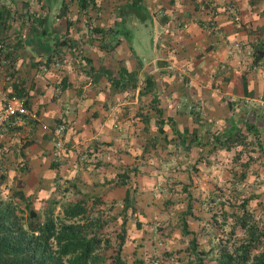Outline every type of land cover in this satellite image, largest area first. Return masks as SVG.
<instances>
[{
	"label": "crops",
	"instance_id": "1",
	"mask_svg": "<svg viewBox=\"0 0 264 264\" xmlns=\"http://www.w3.org/2000/svg\"><path fill=\"white\" fill-rule=\"evenodd\" d=\"M100 1L103 8L89 20L112 26L118 44L92 33L87 18L76 20L71 4L62 10L63 0H0V100L8 91L29 98L31 109L19 122L31 140L29 160L52 140H60L55 149L60 156L69 146L92 152L93 144L123 131L145 138L150 131L136 119L134 107L147 75L154 76L162 103L170 101L189 123L227 130L239 117L256 123L264 140V33L250 32L254 22L248 30L241 26L256 16L258 2L212 0L211 14L202 8L205 0ZM140 31L147 37L144 54L137 51ZM54 61L62 66L46 74L43 63ZM103 68L117 77L137 69V85L127 86L124 96ZM59 119L68 127L63 138L56 134ZM132 126H138L136 132Z\"/></svg>",
	"mask_w": 264,
	"mask_h": 264
},
{
	"label": "rangeland",
	"instance_id": "2",
	"mask_svg": "<svg viewBox=\"0 0 264 264\" xmlns=\"http://www.w3.org/2000/svg\"><path fill=\"white\" fill-rule=\"evenodd\" d=\"M137 33L142 38L137 51L144 54L143 42L147 37H142L145 32ZM244 51L251 54L252 49ZM20 120L15 127L7 123L0 126V209L7 212L9 225L30 230L33 227L28 223L29 208L16 195L21 185L31 195L30 207L38 211V223L47 209L57 217L62 215L68 201L88 199V209L103 224L99 228L92 224L89 228L97 227L108 241H102L94 251L101 261L88 260L87 264H113L119 259L118 253L124 264H193L191 260L196 255L202 256L205 263H212L216 255L214 244L218 241L216 234L223 235L221 227L228 229L234 223L229 213H233L242 199L247 201L255 222L264 230V150L255 144L253 149L251 143H245L241 148L231 146L212 151L209 145L194 143L189 151H184L170 143L166 149L140 158L134 165L142 140L138 135H127L123 131L125 127H121L123 133L118 138L104 140L107 144L103 145L102 154L86 156L84 162L79 161L83 158L78 154L81 148L69 146L64 150L66 154L55 155L56 166L50 164L48 156L38 155L39 150L31 155L34 171L29 174L25 171L29 161L25 142L29 137L24 136V128L20 129L23 126ZM63 123L62 138L68 129L66 122ZM136 127L132 126L134 132ZM97 158L102 166L91 167ZM121 173L128 174L126 183L115 182ZM19 178L25 179L24 184L17 182ZM126 190H130L131 202L139 206L135 211L130 206L125 208ZM184 217L189 233L182 231ZM236 232L243 236L241 229ZM121 233L125 242L119 251ZM193 236L198 242V253L190 249L189 240ZM51 247H47L44 257L54 254L55 246ZM62 261L67 264V256Z\"/></svg>",
	"mask_w": 264,
	"mask_h": 264
},
{
	"label": "trees",
	"instance_id": "3",
	"mask_svg": "<svg viewBox=\"0 0 264 264\" xmlns=\"http://www.w3.org/2000/svg\"><path fill=\"white\" fill-rule=\"evenodd\" d=\"M258 2L256 16L249 17L246 22L242 23L243 29L246 25H252L251 33H264V0H251ZM68 4H71L72 9L75 10V18L80 21L87 18L86 25L91 29V32H99L101 38H115V43H119V37L116 36L112 30V26L104 28L101 24L96 25L91 22L89 18L92 15H98L103 8L102 1L100 0H63L61 9ZM202 8H205L206 13L213 14L215 3L212 0H205L202 2ZM226 5V4H225ZM231 6V4H230ZM226 6V8H230ZM252 7V6H251ZM248 30V29H247ZM263 30V31H262ZM212 33V28L209 29ZM112 44V47L115 45ZM105 43L104 46H106ZM255 52H253V55ZM262 55L260 50L256 56L259 58ZM256 57V58H257ZM42 70L46 74H50L53 68L59 69L62 64L60 61H54L52 64L44 62ZM103 72L107 75V78L113 81V85L119 86L117 91L124 96H127L125 88L135 87L137 85V69L126 70L124 69L118 77L112 74L110 68H103ZM139 89V100L138 104L134 107V116L136 119L144 122L143 127L150 131L149 135L142 138L140 152L134 157L133 164L139 163L140 158H144L158 152L161 149H166L170 143H173L175 148L181 149V147L187 151L196 144L209 145V149L222 150L229 149L231 146H238L251 143L252 149L253 144L264 150V140L260 137V129L256 123L240 119L231 122L230 126L219 129L209 124H202L201 122L189 123L187 116L183 117L176 115L175 111L172 110L173 105L167 100V105L162 103L161 97L157 91V85L154 76L147 75L141 80ZM250 93V92H249ZM8 95H16L22 98L30 110L29 98L25 97V93L22 91H8ZM126 107V106H125ZM125 110V109H124ZM134 116H130L133 117ZM26 115L20 116L19 119H25ZM123 117L129 118L127 112ZM138 117V118H137ZM152 123L149 126V120ZM15 117H12L10 122H7L9 127H15L17 124L14 121ZM63 123V120L59 119L55 124ZM19 127V126H17ZM55 127V126H54ZM65 131V129H64ZM62 132V135L64 133ZM252 135L254 137H252ZM31 144V140L25 142V148ZM107 144L105 141L98 147L93 144L94 152L97 148L101 151L98 155L104 152L103 145ZM38 155L44 157L48 156L51 159L52 166H56V159L58 155L56 151V142L52 140L51 146H40ZM90 148V147H89ZM87 149L81 151L78 154L83 157L79 161L84 162L86 156L91 153V150ZM100 148V150H99ZM51 149V150H48ZM90 152V153H89ZM63 154L66 152L63 151ZM86 154V155H84ZM56 155V156H55ZM84 155V156H83ZM27 154V161H28ZM85 158V160H84ZM29 162V163H28ZM26 162L27 168L25 171L31 173L34 171V165L30 163V160ZM91 167H101L99 159L95 164H90ZM22 168H25L24 165ZM135 169L136 166H133ZM29 170V171H28ZM120 179L115 180L118 183H126L128 174L121 173ZM19 184H24L25 179H17ZM74 184V183H73ZM22 188L17 189L16 195L19 196L29 208V226L32 225V229L22 227H12L8 224V214L5 209H0V264H64L62 259L67 256V264H87L88 260L99 263L101 257L94 254V251L98 249L102 241H108V238L103 237L105 234L97 229L103 224L100 222L98 216H95L92 209H88V199L80 198L74 201H68L67 205L63 208L61 216L54 217L51 210H45V216L41 222H37L38 211L30 207L31 195L26 194ZM130 190H126L124 195L125 208H131V211H135L139 206L131 202ZM95 198L91 201L93 204ZM225 212V210H224ZM234 219V223L229 225V228L221 227L223 235H217L218 241L215 245V257L212 263H205L202 256L196 255L191 261L193 264H264V230H262L253 218V213L247 206V201L242 199L237 207L233 209V213H229ZM225 215V214H224ZM223 215V216H224ZM226 216V215H225ZM84 219V220H83ZM36 221V222H35ZM223 221L227 219L224 217ZM184 233H189L186 218L182 220ZM95 224L98 228H89L90 225ZM123 229L124 226L122 227ZM237 229H241L243 236H238ZM119 238V251L125 242L124 236L121 233ZM189 242L190 249L195 252L197 251V240L195 236L191 237ZM55 246L53 248V255L50 257H44V253L47 247ZM201 253H205V250L201 249ZM200 253V252H199ZM202 255V254H200ZM117 259L113 264H124V259L121 258V254L118 253Z\"/></svg>",
	"mask_w": 264,
	"mask_h": 264
},
{
	"label": "built area",
	"instance_id": "4",
	"mask_svg": "<svg viewBox=\"0 0 264 264\" xmlns=\"http://www.w3.org/2000/svg\"><path fill=\"white\" fill-rule=\"evenodd\" d=\"M28 108L25 102L19 96L12 95L0 100V126L10 122L12 117H15V122H18L20 116L27 115ZM65 129L64 123H59L56 127V134L61 135ZM61 144L60 140L56 142V146Z\"/></svg>",
	"mask_w": 264,
	"mask_h": 264
}]
</instances>
